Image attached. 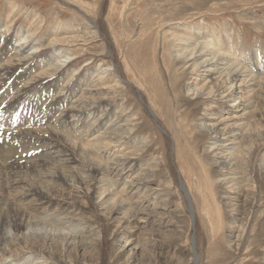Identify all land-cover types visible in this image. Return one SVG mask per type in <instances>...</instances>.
I'll list each match as a JSON object with an SVG mask.
<instances>
[{
  "label": "rangeland",
  "instance_id": "obj_1",
  "mask_svg": "<svg viewBox=\"0 0 264 264\" xmlns=\"http://www.w3.org/2000/svg\"><path fill=\"white\" fill-rule=\"evenodd\" d=\"M0 66V264H264V0H0Z\"/></svg>",
  "mask_w": 264,
  "mask_h": 264
},
{
  "label": "bare ground",
  "instance_id": "obj_2",
  "mask_svg": "<svg viewBox=\"0 0 264 264\" xmlns=\"http://www.w3.org/2000/svg\"><path fill=\"white\" fill-rule=\"evenodd\" d=\"M179 44V43H178ZM54 45V44H53ZM52 45V46H53ZM183 45V44H182ZM21 46V45H20ZM51 46V47H52ZM233 46V45H232ZM25 49V48H24ZM23 49V50H24ZM218 50V49H217ZM223 50V49H222ZM220 51V50H219ZM234 51V50H233ZM16 52V51H15ZM185 52V54H183L182 56H181V58H179V59H181L182 61H184V63L186 64H188V63H191L189 66H188V68H191V67H193L194 68V70H193V76H195V79H197V78H201V77H203L205 74H208V73H214V74H217L218 76H220V77H223V78H226L225 79V84H232V86L238 81V79L240 78V77H243V72H242V69H240V68H237L236 70H234L233 71V68H231L232 67V65L233 64H228V63H224V60H225V58H221V59H219L218 57L216 58L215 56H213V54H212V56L213 57H211V59H204V60H200V62L198 61L199 59H202L203 57H205V56H208V55H210L209 53H208V51L204 48V47H199V48H196V47H194V48H192V50L190 49V51H184ZM18 53V52H17ZM18 54H20V53H18ZM14 55H15V53H14ZM219 55V54H218ZM232 55V54H231ZM234 56V55H233ZM28 57V56H27ZM234 57H237V56H234ZM23 59V58H22ZM28 59V58H27ZM237 60H238V58H237ZM255 60H256V58H255ZM240 65H241V63H239ZM24 65V64H23ZM250 66V65H249ZM7 67H9V66H7ZM237 67V66H236ZM254 67V66H253ZM260 67H262V66H260ZM259 67V68H260ZM257 68V67H256ZM259 68H257V69H259ZM231 69H232V71H233V73H230V71H231ZM3 69H2V67L0 66V71H2ZM205 77V76H204ZM238 77V78H237ZM5 79H7V78H5ZM193 80V81H197V80ZM241 79V78H240ZM243 79V78H242ZM255 79V78H254ZM2 80V79H1ZM253 80V79H252ZM228 81V82H227ZM227 86V85H226ZM232 86H230L231 88L230 89H232ZM241 87H243V85H241V86H239L237 89L238 90H240L241 89ZM222 89V88H221ZM19 91V90H18ZM198 90H196V94L195 95H198L197 92ZM233 94V93H232ZM208 97H210L211 96V94H208L207 95ZM228 96V95H227ZM227 96H225L224 98H226L227 99ZM231 95H229L228 97H230ZM232 97V96H231ZM230 97V98H231ZM196 98H198V97H196ZM229 98V99H230ZM11 99V98H10ZM15 103V102H14ZM236 105H238V106H242L243 104H242V102H241V100H240V102H237L236 103ZM205 127H207V126H205ZM212 127H215V126H210L208 129L206 128L205 130H207V133H209V132H211L212 134H215V133H217V130H215V129H213ZM35 131V130H34ZM52 134H54V133H52ZM229 136L228 134H222V136ZM2 137V136H1ZM229 137H234V135L233 136H229ZM30 138V140L32 139L31 137H29ZM1 140V139H0ZM34 140V139H33ZM36 140V139H35ZM224 141H228V139H225ZM33 143V142H32ZM50 144H52L53 142L52 141H50L49 142ZM5 144V143H4ZM4 146V145H3ZM1 148H3V147H1ZM7 148V147H6ZM10 148V147H9ZM48 148V147H47ZM225 149H227L226 148V146H219V147H215L212 151H217V150H220V152L222 153V152H224L225 151ZM9 150V149H8ZM1 151H2V149H1ZM0 151V152H1ZM3 152V151H2ZM5 152V151H4ZM34 152V151H33ZM37 153V152H36ZM6 154L7 153H5V157H6ZM10 154V153H9ZM0 155H1V153H0ZM9 156V155H8ZM13 156V155H12ZM36 156V155H35ZM11 157V156H10ZM38 157H39V155H38ZM64 158H65V156H64ZM3 159V158H2ZM7 159V158H6ZM0 160H1V158H0ZM25 160V159H24ZM74 160H75V158H74ZM225 161H227L226 159H224ZM28 161V160H27ZM224 161V162H225ZM60 162V161H59ZM68 162V161H67ZM226 163V162H225ZM20 164V163H19ZM4 166V165H3ZM233 166H231L230 168H228L227 167V169H226V172H229V170H231V168H232ZM3 168L4 167H2V171H3ZM237 168V167H236ZM13 170V169H12ZM1 174H2V176L5 178V176H6V172H1L0 171V176H1ZM8 176H10L9 177V179H10V183H9V187L12 189V187H13V185L15 186L17 183H18V181L20 180L19 178H20V176L16 173V174H13V173H11V174H7ZM45 176V175H44ZM18 177V178H17ZM48 177V176H47ZM53 177V176H52ZM1 179V178H0ZM6 179V178H5ZM3 183H4V181H3ZM223 183H225L224 181H223ZM2 184V180H0V204L2 203V201H3V199H2V196H3V193H4V191L5 190H3L4 189V187H3V185H1ZM10 189V190H11ZM5 222V221H4ZM2 231V230H1ZM3 234V233H2ZM4 236V235H3ZM5 239V238H4Z\"/></svg>",
  "mask_w": 264,
  "mask_h": 264
}]
</instances>
